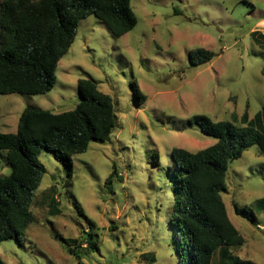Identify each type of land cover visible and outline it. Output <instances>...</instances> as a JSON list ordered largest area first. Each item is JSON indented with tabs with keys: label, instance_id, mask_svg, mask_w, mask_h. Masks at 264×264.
Returning a JSON list of instances; mask_svg holds the SVG:
<instances>
[{
	"label": "rangeland",
	"instance_id": "1",
	"mask_svg": "<svg viewBox=\"0 0 264 264\" xmlns=\"http://www.w3.org/2000/svg\"><path fill=\"white\" fill-rule=\"evenodd\" d=\"M129 3L136 25L118 39L93 16L79 22L49 93L0 95L1 133L16 132L25 108L72 111L79 79L97 82L117 117L108 141L72 157L71 176L53 153L41 152L45 173L30 205L33 221L18 240L0 243L3 264H78L70 246L82 264H178L171 152L215 143L189 120L231 121L247 112L249 119L263 114L264 126V46L250 33H264V0ZM197 48L213 52L212 61L190 66L188 53ZM227 167L221 197L244 239L228 261L264 264V154L251 147ZM9 172L0 155V176ZM234 205L252 211L255 224L235 215ZM89 236L96 249H81Z\"/></svg>",
	"mask_w": 264,
	"mask_h": 264
},
{
	"label": "trees",
	"instance_id": "2",
	"mask_svg": "<svg viewBox=\"0 0 264 264\" xmlns=\"http://www.w3.org/2000/svg\"><path fill=\"white\" fill-rule=\"evenodd\" d=\"M129 2L0 0V95L49 93L56 83L58 62L72 45L79 22L93 16L118 39L136 25ZM252 36L253 41L260 44L261 40L264 46L263 34L253 32ZM213 57V52L197 48L187 58L190 66L196 67ZM76 87L79 102L72 111L54 114L25 108L14 134L0 132V155L10 169L8 175L0 176V243L18 240L33 221L30 205L45 173L38 160L41 152L53 153L71 176L72 157L86 152L91 142L108 141L117 126L112 99L98 89L97 82L79 79ZM262 115L249 119L243 112L239 119L233 117L231 121L194 116L189 122L215 143L195 152L172 150L177 169L172 239L178 264H213L216 258L219 264H230L229 249L244 244L229 221L221 193L227 190V166L232 161L254 146L258 154H264ZM51 204L53 207L54 200ZM58 213L55 208L53 214ZM234 213L255 224L252 211L234 205ZM83 245V250L96 249L91 236ZM68 251L82 264L76 247L70 246Z\"/></svg>",
	"mask_w": 264,
	"mask_h": 264
},
{
	"label": "crops",
	"instance_id": "3",
	"mask_svg": "<svg viewBox=\"0 0 264 264\" xmlns=\"http://www.w3.org/2000/svg\"><path fill=\"white\" fill-rule=\"evenodd\" d=\"M259 26H261L262 28H264V17H263V20L260 21ZM253 32H257V31H256V30H252V31H250V33H252V34H253ZM252 34H251V38L253 39ZM262 34L264 35V33H262ZM261 71H262V70H261ZM261 74H262V73H261ZM263 77H264V76H263Z\"/></svg>",
	"mask_w": 264,
	"mask_h": 264
}]
</instances>
